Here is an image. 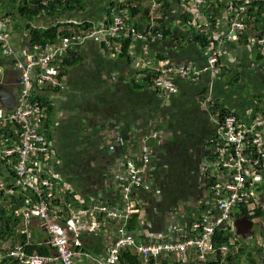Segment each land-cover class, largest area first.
Segmentation results:
<instances>
[{"label":"built area","instance_id":"built-area-1","mask_svg":"<svg viewBox=\"0 0 264 264\" xmlns=\"http://www.w3.org/2000/svg\"><path fill=\"white\" fill-rule=\"evenodd\" d=\"M214 1L182 2L194 12L187 24L210 39L202 65L160 60L157 54L147 57V46L153 38L161 42L164 36L154 24L140 30L131 23L132 0H114L102 22L71 20L69 23L76 27L68 35H59L54 43L35 44L21 51L13 43V27L0 1V57L10 59V68L21 86L18 92L15 81H9L5 68L0 65V87L16 96L12 110L0 102V167L5 173L0 174V207L20 221L19 239L7 245L2 239L0 264H116L120 252L126 248L140 257L142 264L163 261L229 264L226 256L230 250L237 253L239 244L230 238L216 247L217 229L235 234L229 221L237 218H248L251 227L261 224L264 229V112L255 114L249 123L234 111L223 118L212 116L215 132L210 139L213 144L209 160L198 167L202 195L170 212L163 230H155L141 215L140 228L132 230L129 227L134 215L142 214L141 203L134 194L144 188L146 193L160 199L161 190L153 179V163L166 141L164 114L155 113L129 132L122 131L119 124L116 127L110 124L105 130L102 149L112 159L109 173L118 194L115 203H111L82 195L56 171L58 159L44 129L45 108L32 101L35 93L61 87L65 60L72 54L77 56L89 39L105 43L115 55L122 50L123 41L130 38V47L137 43L142 46V62L137 61L135 66L155 72L152 88L163 94H177L178 82L197 84L204 77H210L204 104L207 106L211 102L213 79L221 73L222 45L227 41L239 42L247 32L245 17L255 0H235L220 33L218 20L212 21L210 14L199 13ZM160 6V3L153 4L154 9ZM252 40L264 52V34ZM17 203L20 207L16 209ZM257 211L261 215L250 218ZM190 218L192 222L187 226L185 220ZM223 223L226 228H221ZM35 225L46 234L42 243L52 250L48 255L27 251V246L32 244L31 228ZM235 230L237 233L236 226ZM96 239L101 240L102 251L94 249ZM254 241L264 252V234L257 233Z\"/></svg>","mask_w":264,"mask_h":264},{"label":"crops","instance_id":"crops-1","mask_svg":"<svg viewBox=\"0 0 264 264\" xmlns=\"http://www.w3.org/2000/svg\"><path fill=\"white\" fill-rule=\"evenodd\" d=\"M113 1H89L84 10L76 9L72 13L67 12L60 20L58 16L44 14L37 17L33 24L37 27H45L64 20L68 23L71 20L102 22ZM167 1L171 7L163 15L164 9L153 8L154 3H160L162 7L163 2H159V0H132L133 7L139 8V11L134 17H131V23H135L138 29H145L150 24H154L156 27L158 25L161 27L170 26L174 35L166 42L165 40L160 42L157 37L153 38L151 44L147 46L146 56L151 57L157 53L166 56V59L171 62H179V56H184L189 57L196 65L204 64L209 46L200 47L193 53L189 46H184L182 49L180 46H176V36L180 37L184 31L194 28L187 22L182 23L181 18V16L189 15V18L192 19L193 9L189 6L184 7L183 0ZM234 3L235 0H215L213 6L206 5L199 13L201 15L210 14L212 20H218V33H220L228 22L231 13L230 6ZM10 18L11 15L8 16L9 23ZM160 19L163 21L160 22ZM19 22L25 26L22 18ZM11 26L13 27V25ZM69 28L73 29V24ZM246 33L248 34L247 45L242 42L230 43L227 41L223 43L220 57L221 77L218 75L213 79L210 100L212 102L218 100L249 123L255 114L264 112V59L255 61V57L261 52L264 55V52L262 48L256 47L252 40L254 36L264 34V28L257 30L249 27ZM12 39L18 50L23 51L31 46L29 33L25 27L19 30L16 28V31L12 33ZM141 48L142 46H138V43L137 46L130 47V61H128L122 59L118 53L113 55L112 50L104 47L100 40L89 39L77 53V56L82 57V60L64 76L60 90L56 93L49 91L46 94L47 100L54 108V113L51 116L52 129L50 136H47L58 159L56 171L84 196H93L111 203H115L118 198L115 180L109 173L112 161L109 153L101 150L102 147L95 153L85 150L87 142L76 146L77 140L75 139L85 132L99 133L102 128L104 129L102 135H104L110 124L112 127L119 124L122 126V131L129 132L135 126L149 120L147 117H143L145 109L143 102L147 97L135 91L132 93L130 89L131 78L135 76L138 81L141 78L138 71H143L135 66L137 61L142 62ZM10 63V59L0 57V65L5 68L9 81H15L16 89L19 92L21 86L18 85L16 74L11 70ZM223 69H230L232 73L222 78ZM207 78L210 80L208 83H206ZM210 82V77L206 76L195 85L203 87L206 85L208 88ZM244 87H249L251 92L245 94ZM159 94L163 95L165 101L174 97L173 95ZM250 97H256L262 108L257 105L255 99H249ZM105 101H107V107L104 105ZM95 135L98 137V134ZM96 140L93 141L94 150ZM99 140L101 144V139ZM83 152H86V155L84 159H81L79 154ZM94 171L96 177L93 175ZM0 174H5L3 167H0ZM32 230H34L32 243H42L43 240H46V234L36 225L31 228ZM13 237L14 240L8 237L11 244L19 239L18 235ZM250 237L245 239L248 240ZM95 241L94 249L98 252L103 250L101 240L96 239ZM4 245H7V242Z\"/></svg>","mask_w":264,"mask_h":264},{"label":"trees","instance_id":"trees-1","mask_svg":"<svg viewBox=\"0 0 264 264\" xmlns=\"http://www.w3.org/2000/svg\"><path fill=\"white\" fill-rule=\"evenodd\" d=\"M0 1L4 12L7 13L8 16L14 15L17 18V30L22 27L26 28L29 33L30 44H39L41 46H45L47 44H51L57 41L59 35H68L71 31L69 28L71 24L64 20L63 22L58 21L56 23L50 24L49 26L37 27L33 24L34 20L37 17L46 14L48 16H58L60 17V20L65 13H72L76 9L84 10L87 2L98 0ZM159 2H163L161 8L164 9V15L167 10L170 9L171 4H169L167 0H159ZM138 11L139 8H130L131 17H134ZM21 18L24 20L25 26L23 25V23L19 22ZM181 18L182 23H186L187 19H189V15L181 16ZM245 20L248 22V28H256L257 30H262L264 28V0H255L252 3V5L248 8ZM162 21L163 20L160 19V22ZM60 28H62V30H60ZM155 29L163 33V41L165 40V42L167 41V39L174 37L170 26L161 27L158 25ZM176 37V46H180L181 49L184 48V46H189L192 50V53L200 47L206 48L210 45L209 37L206 36L204 33L197 31L195 28H193V30L184 31L183 35H181L180 37L177 35ZM247 39L248 34L245 33L239 42L245 43L247 45ZM131 42L132 40L130 38L123 41L122 50L118 53V55L122 57V59H127L128 61H130L129 48ZM103 46L108 48L105 43H103ZM156 57H158V59L160 60H166V56L161 54H157ZM262 59H264V55L262 52L261 54H258V56L255 57V61H260ZM81 60L82 57L76 56L75 54L69 56L68 59H66L64 62L63 71L61 73L60 78L66 76L70 69L77 65ZM178 61L193 62L189 59V57L184 56H179ZM138 72H140L141 78L137 81L135 76H133L130 82V89L132 93H134L135 91L147 97L143 102L145 103L143 117L151 119L153 115L158 112H162L165 115L169 114L170 106L173 101H176V104L171 108L172 110H177L179 115L183 114L184 106L186 105L198 107L199 110L206 116L207 123L208 119L210 118V115L214 117L223 118L225 114L231 111L218 100L207 103V111H202L200 108L201 102L203 103L206 100L208 94V89L206 88V85H204L203 87L201 85H195L185 82H178L179 95L174 97L170 105H164V107L161 108L163 102L161 97L159 96L160 94L157 89L152 88V79L156 77V73L146 69ZM220 72H222V68ZM231 73L232 70L225 69L222 78L226 77ZM59 90L60 88H56L42 91V93H35L32 99L33 102H37L41 104L43 108H45L46 117L44 119V128L48 136H50V132L52 129L51 116L54 113V108L51 102L47 100L46 94H48L49 91L52 93H56ZM180 97H183V100H178ZM178 128H180V126ZM165 131L167 133L165 145L162 147L157 160H155V162L153 163V179L155 185L161 190L160 199L156 201L154 199L155 196L153 195V193H146L143 190L144 188H142L138 193L134 194V198L138 199V201L141 203L139 206L140 210L143 209L142 205L144 203H147L149 205L148 209L151 213L150 221H152V223L159 224L158 227H154L155 230L164 229V224L166 221H164V216H166L168 213L179 209L182 206V203H185L186 201L197 200L202 195L203 187H201L198 183V167L203 158L204 161L209 160L210 152L208 151V145L212 146L213 143H209L208 140L214 134L215 129L212 131L209 130L207 137L202 136L196 141L192 139L193 135H189L176 141V131H172L169 121L167 125L165 123ZM105 152L107 153V151ZM19 207L20 203H17L15 208L17 209ZM243 211L244 214H248L247 211ZM156 213L157 215L155 216ZM140 215L141 214L134 215L129 229L135 230L140 228ZM260 215L261 213L257 211L254 213V215L250 216V218H256ZM239 216L240 214H238V217ZM185 221L186 225L190 226L192 218L187 219ZM19 224L20 221L17 219H13L10 215V212L6 208L0 207L1 239L8 240V237H11V239L14 240V235H18L19 237L20 234L17 231V227H19ZM230 236L231 235L228 230L218 228L214 238L216 243L215 246L220 247L225 242H228ZM22 237L24 238V236ZM14 242L15 241H13L12 243ZM27 251L28 253L38 252L40 253V255H48V253H50L52 250L47 244L33 242L32 244L27 246ZM244 252L245 250L243 248H239L237 253H234V251L230 250L228 252V255L226 256L225 261H227L229 264H243L244 260H242L241 258ZM248 263H258L256 257H254L252 253H249ZM6 264L15 263L6 262ZM116 264H142V262L140 257L134 255V252L131 249L126 248L120 252L119 261ZM162 264L181 263H169L168 261H163ZM190 264L194 263L192 262Z\"/></svg>","mask_w":264,"mask_h":264},{"label":"rangeland","instance_id":"rangeland-1","mask_svg":"<svg viewBox=\"0 0 264 264\" xmlns=\"http://www.w3.org/2000/svg\"><path fill=\"white\" fill-rule=\"evenodd\" d=\"M159 9H162L161 6ZM10 19H11L10 23H11V25H13V33H14L16 31V28H17L16 24L18 23V20L13 15H11ZM209 81L210 80L208 79L206 83H208ZM244 89H245V94H248L251 92L249 87H244ZM158 92L161 93L160 91H158ZM178 93L173 95V96L174 97L178 96L179 95ZM161 94H163V93H161ZM164 95H166V94H164ZM159 96L161 97L162 102H163L161 105V108H163L164 105H170V103L174 99V97H172V98L166 99V101H165V98L163 97V95H159ZM251 98L252 97H250L249 99H251ZM252 99H255L257 105L260 108H262L260 102L256 99V97H253ZM178 100H183V97H180ZM104 103H105L104 104L105 107H107V101H105ZM175 104H176V101H173L171 103V106H170L169 114H166V115L164 114V115H165L166 120H167L166 125L168 124V121H169V124L171 125L172 131H176V135H175L176 141H178L181 138L187 137L189 135H193L192 139L196 141L202 136L207 137L209 130L210 131L214 130V124L212 122V116L211 115H210V118L208 119V123H207L206 116L199 110L198 107H194L192 105L184 106L183 114L179 115L177 110H172V108H171V107L175 106ZM204 104H206L205 101L203 103L201 102L200 108L202 111H207V106H204ZM179 126H180V128H178ZM103 131H104V129L102 128L100 130V132L98 133L99 134L98 137L93 132H85L80 137H77L75 139V140H77L76 146H79V145L83 144L84 142H87V147L85 148V150H89L92 152L94 151L93 153L97 152L102 147ZM211 137L208 140L209 143H210ZM79 138H80V141H79ZM95 139H97V140L94 144V146H95V150H94L93 149V141ZM99 139H101V144L99 143ZM81 141H83V142L81 143ZM208 148L210 150V145H208ZM79 151H82V150L79 149ZM85 155H86V152H83V153L79 154V157H81V159H84ZM205 161L203 158L202 161L200 162V164L205 162ZM93 175H94V177H96L95 171H94ZM154 199L156 201L159 200L158 198H154ZM193 201H196V200H193ZM187 202L191 203L190 201H186L185 203H187ZM182 204H184V203H182ZM148 206L149 205L147 203H144L142 205V208H143L141 211L142 212V214H141L142 220H145L146 223H148L149 225L152 224L154 227H158L159 226L158 223L156 224V223H152V221H150L151 213H150V210L148 209ZM156 215H157V213L155 214V216ZM168 215H169V213L166 216H164V221L166 220ZM229 225L231 227H233V230L235 232V234H230L231 236L229 237V239L234 238L235 243L239 244V248H243L245 250V252L243 253L242 258H241L242 260H244L243 264H249L248 263L249 253H252V255L254 257H256L257 262H258L257 264H264V252L262 251L261 248L258 247L257 242L254 241V237H256L257 233H263L264 234V229H261V224H258V225L254 224L251 227L252 237L248 238V240H246L244 237H242V234L246 233L249 230L250 219H248V218H242L241 220L238 218L235 220L231 219L229 221ZM235 226L237 228V233L235 230ZM33 231L34 230H32V232ZM9 239L6 240L7 244L11 243V241ZM228 242H229V240H228ZM1 243H2V239L0 237V245H1Z\"/></svg>","mask_w":264,"mask_h":264},{"label":"water","instance_id":"water-1","mask_svg":"<svg viewBox=\"0 0 264 264\" xmlns=\"http://www.w3.org/2000/svg\"><path fill=\"white\" fill-rule=\"evenodd\" d=\"M0 102L8 110H12L15 107L16 96L13 92L9 91L5 87H0ZM221 228H226V223H223ZM251 236V223L249 230L242 234V237L247 238Z\"/></svg>","mask_w":264,"mask_h":264},{"label":"flooded vegetation","instance_id":"flooded-vegetation-1","mask_svg":"<svg viewBox=\"0 0 264 264\" xmlns=\"http://www.w3.org/2000/svg\"><path fill=\"white\" fill-rule=\"evenodd\" d=\"M238 219H240V218H238ZM241 220V219H240Z\"/></svg>","mask_w":264,"mask_h":264}]
</instances>
